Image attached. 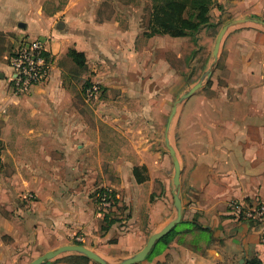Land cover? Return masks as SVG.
I'll return each instance as SVG.
<instances>
[{
  "label": "crops",
  "instance_id": "0c3cea01",
  "mask_svg": "<svg viewBox=\"0 0 264 264\" xmlns=\"http://www.w3.org/2000/svg\"><path fill=\"white\" fill-rule=\"evenodd\" d=\"M151 7L0 0V264L68 244L113 263L139 251L176 216L165 135L179 163L180 220L134 264H264L258 229L228 208L264 200V0H212L210 25L176 37L145 35ZM234 19L244 21L224 33L210 76L176 107L167 133L170 102L202 78L219 29ZM23 38L44 41L51 64L44 83L18 95L7 58ZM70 49L83 54L91 85L116 94L100 101L110 128L82 127L64 76ZM102 188L116 200L105 230L94 203ZM80 255L43 264H98Z\"/></svg>",
  "mask_w": 264,
  "mask_h": 264
},
{
  "label": "built area",
  "instance_id": "2783aa9c",
  "mask_svg": "<svg viewBox=\"0 0 264 264\" xmlns=\"http://www.w3.org/2000/svg\"><path fill=\"white\" fill-rule=\"evenodd\" d=\"M12 70L11 88L15 94H25L34 86L44 83L49 75L50 59L46 55L45 42L38 38H23L7 58ZM96 88L91 85L85 89L86 97L93 96ZM94 203L98 212L104 216L113 211L115 201L109 188L95 192ZM228 208L242 220L250 222L259 231V240L264 244V200L246 203L230 200Z\"/></svg>",
  "mask_w": 264,
  "mask_h": 264
},
{
  "label": "trees",
  "instance_id": "16d2710c",
  "mask_svg": "<svg viewBox=\"0 0 264 264\" xmlns=\"http://www.w3.org/2000/svg\"><path fill=\"white\" fill-rule=\"evenodd\" d=\"M211 4L212 0H152L148 31L145 32V35L168 34L175 37L185 36L189 32L197 31L204 24L210 25L207 13ZM68 55L77 66L80 68L85 67L82 53L70 49ZM112 195L116 206L115 196L113 193ZM113 211L104 214L103 218L106 221V225L102 226L103 230L113 222V219L109 218ZM170 234L171 232L166 234L162 240L168 238ZM80 258L87 260L83 255H80ZM250 264H260V261L252 260Z\"/></svg>",
  "mask_w": 264,
  "mask_h": 264
},
{
  "label": "water",
  "instance_id": "95a60500",
  "mask_svg": "<svg viewBox=\"0 0 264 264\" xmlns=\"http://www.w3.org/2000/svg\"><path fill=\"white\" fill-rule=\"evenodd\" d=\"M244 19H234L231 20L227 23H225L218 31L216 38H215V42H214V46H213V61L210 64L209 68H207V70L205 71L204 75L202 76V78L197 81L195 84H193L190 88H188L175 102V104L172 106L170 114L168 116V120H167V124H166V130L169 127V123L171 121V118L174 114V112L176 111V107L177 104L181 103L183 100H185L188 96H190L197 88H199V86L201 85V80L204 77H209L214 63L217 60V56H218V50H219V45H220V41L224 35V33L231 28L232 26L243 22ZM257 21V20H256ZM263 26H264V21H259ZM165 143L167 146V149L169 151V154L172 158V162H173V168H174V173H173V183L176 187V190L173 193V198H174V208L176 210V216L175 218H173L172 220H170L163 228H161L159 231L151 234L149 236V238L147 239L145 245L139 250L137 251L135 254H133L130 257H127L123 260H119L116 261L114 263L108 262L107 260L103 259L101 256H99L97 253H95L93 250L81 245V244H68V245H63L60 246L56 249L53 250H49L43 254H41L40 256H38L37 258H35L34 260H32L29 264H43L45 261L52 259L53 257L57 256L58 254H62V253H66V252H75L81 255H84L85 257L95 261L98 264H134V263H138L141 262L143 260L146 259L147 255L149 254V252L151 251L154 243L161 239L162 237H164L166 234H168L172 228L175 226L176 223L179 222L180 220V201H179V196H178V185H179V163L178 160L176 158L175 152L173 147L170 145L169 143V139L168 136L165 135Z\"/></svg>",
  "mask_w": 264,
  "mask_h": 264
},
{
  "label": "rangeland",
  "instance_id": "374dc122",
  "mask_svg": "<svg viewBox=\"0 0 264 264\" xmlns=\"http://www.w3.org/2000/svg\"><path fill=\"white\" fill-rule=\"evenodd\" d=\"M132 1H133V7L135 9L138 6V2L140 0H132ZM107 4H108V7L109 6L111 8L115 7L114 4H110L108 2H107ZM145 9H147V7ZM188 14H190V12H188ZM144 23H145V21H144ZM83 69L84 68H80L76 64L69 63L65 67V74H64L66 81H68L69 85H71V91H72L73 96H74V102H73L74 106L77 110L81 111L82 127L83 128H90V129L91 128H110L108 122L105 119V115H104V112L106 113L107 110H106V108H104L103 105H100V101L102 99H105V97L107 99L115 98L116 94L114 93V91L107 92V90H101V88L98 89L97 87H95L96 90H95L93 96L88 99L86 97L85 89L88 86H91V84L88 82V79L85 78V76L83 74ZM177 98L178 97H176L175 99H173L170 102V107H169L168 113L170 112V108L175 104ZM125 103L126 102H124V104ZM117 104L121 105V102L118 100ZM131 105L135 106L136 104H131ZM180 105H181V103L177 104V109L179 108ZM134 110L135 109H133V110L130 109V111L128 113V117H127V118H130L129 122L131 124L134 123V121H135L134 119L131 120L133 118L132 112ZM175 114H176V111L174 112L173 116H175ZM166 122H167V120L164 122L163 127H160V128L166 129ZM137 123H138V121L136 120L135 124H137ZM169 128H170V126L166 130L167 133L169 132ZM104 135L105 134L101 133V132H91V137H94L95 139H97V138L99 139V137L104 139L103 138ZM162 136H163V134H162ZM111 139H113V137ZM50 151H52V150H50ZM44 159L48 161L46 168L47 169L52 168V166L50 164V160L46 159V158H44ZM7 166H8V163H6V167ZM156 244H157L156 246L158 247L161 244V241H157ZM111 263H113V261H111Z\"/></svg>",
  "mask_w": 264,
  "mask_h": 264
}]
</instances>
